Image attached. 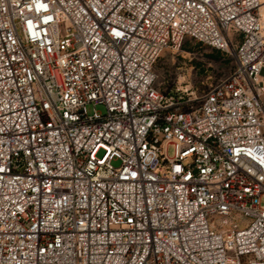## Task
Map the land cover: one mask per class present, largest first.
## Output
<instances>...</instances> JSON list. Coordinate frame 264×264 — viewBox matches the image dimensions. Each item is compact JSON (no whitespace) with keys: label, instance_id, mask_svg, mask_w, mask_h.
Instances as JSON below:
<instances>
[{"label":"built area","instance_id":"1","mask_svg":"<svg viewBox=\"0 0 264 264\" xmlns=\"http://www.w3.org/2000/svg\"><path fill=\"white\" fill-rule=\"evenodd\" d=\"M0 264H264V0H0Z\"/></svg>","mask_w":264,"mask_h":264},{"label":"rangeland","instance_id":"2","mask_svg":"<svg viewBox=\"0 0 264 264\" xmlns=\"http://www.w3.org/2000/svg\"><path fill=\"white\" fill-rule=\"evenodd\" d=\"M235 60L231 53L216 49L197 41L186 38L177 50H167L158 59L155 71L160 87L182 90L190 97L199 98L215 85L225 80L234 69ZM94 105H89L90 112ZM105 111L102 104L96 106ZM173 155V148L168 150ZM115 166L119 162H114ZM245 223V221H242Z\"/></svg>","mask_w":264,"mask_h":264},{"label":"trees","instance_id":"3","mask_svg":"<svg viewBox=\"0 0 264 264\" xmlns=\"http://www.w3.org/2000/svg\"><path fill=\"white\" fill-rule=\"evenodd\" d=\"M215 49V48H214ZM217 51H221V50H218V49H216Z\"/></svg>","mask_w":264,"mask_h":264}]
</instances>
